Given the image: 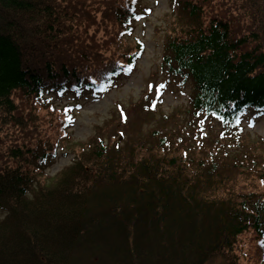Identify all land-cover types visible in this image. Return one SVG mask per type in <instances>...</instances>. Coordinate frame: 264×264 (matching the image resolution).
Returning a JSON list of instances; mask_svg holds the SVG:
<instances>
[{"label":"trees","instance_id":"16d2710c","mask_svg":"<svg viewBox=\"0 0 264 264\" xmlns=\"http://www.w3.org/2000/svg\"><path fill=\"white\" fill-rule=\"evenodd\" d=\"M172 1L176 34L161 69L193 85L190 118L179 126L216 117L228 144L205 140L201 154L174 133L137 151L95 137L49 182L44 171L68 147L69 119L40 114L39 96L131 73L145 39L130 51L121 38L143 2L0 0V125L16 134L8 145L0 138V264H229L218 254L244 233L262 249L264 139L246 142L229 127L247 110L264 113V0H238L250 20L236 31L207 15L210 0ZM100 15L108 40L85 35ZM149 116L156 129L173 119ZM260 256L255 250L257 264Z\"/></svg>","mask_w":264,"mask_h":264},{"label":"rangeland","instance_id":"374dc122","mask_svg":"<svg viewBox=\"0 0 264 264\" xmlns=\"http://www.w3.org/2000/svg\"><path fill=\"white\" fill-rule=\"evenodd\" d=\"M143 4L149 6L151 13L147 15V18L141 20L138 26L134 27V33L137 34L138 39L143 35L146 40L145 53L138 62V67L136 68L135 74L130 78H125L118 81L119 85L115 88L109 89L104 93H94L90 94L84 92L79 94L77 99L70 100L68 98H59L57 100L58 104H65L67 101L73 103L77 116L75 120L71 123L70 128L67 129L69 133V143L68 147L57 149V159L54 161V165L48 167L45 170V175L49 176V182L53 178L58 177L64 170L70 167L73 162L72 158L79 149V146H83L84 143H93L95 137L102 139L105 145H112L117 140L123 139L122 145L126 148H133L139 151L140 149H145L147 146H155L157 141L153 138V133L155 132V127L158 126L155 119H152L149 114L150 109L147 103L149 100H153L158 96L159 84L167 80V76L164 71L161 70L162 56L165 50L163 49L167 37L173 36L172 31L175 29L174 22L177 18L178 10L175 9L172 0H142ZM209 8H207V15L209 17H215L218 20L223 19L230 28L233 26V30L243 28V22L249 21L250 16L246 10L240 11V6L243 3L238 0H210L208 2ZM98 3L95 7H97ZM178 7V6H177ZM242 15H245V19H242ZM98 26L91 27L88 29L87 36H95L99 40H108L110 37L106 35L105 23L101 19V15L98 16ZM234 31V32H235ZM130 40V41H129ZM135 39L128 38V40H123V46L125 43H129V50L135 51L136 45ZM118 42V41H117ZM117 45H111V49L115 50ZM168 86L165 90V96L160 103L158 109L159 113L172 116L173 119L167 124H160L170 130L166 131V134L172 136L174 133H178L177 136H182V133L186 134L183 130L173 131L171 128H176L179 124H182L185 120L186 110L188 108L187 101L191 95L192 85L188 84L186 87L182 86L180 82L175 80L172 76L168 78ZM149 83L155 84L150 85ZM149 84V85H148ZM147 101V102H146ZM20 103L19 100H17ZM23 115L26 117L28 111ZM42 109V108H40ZM123 109L126 113V121L123 123L121 116H119L120 110ZM40 114L50 118V111L42 109ZM180 114V115H179ZM35 123L38 124V117L34 119ZM16 123L17 121L14 120ZM155 121V122H153ZM258 126L249 131L245 137L246 142L252 143L257 142L259 137L264 138V117L257 121ZM9 126L0 125V138L4 141V144H9V139L16 135L12 129L5 132ZM121 129L125 136H117V131ZM206 130L210 137L206 140V143L215 141L219 138L218 135V125L215 122L207 123ZM9 137V139H8ZM262 138V139H263ZM19 141H22L20 137ZM146 143V144H145ZM95 144V143H94ZM192 145L194 142L192 140ZM199 145V144H198ZM259 145V144H258ZM78 146L74 151V147ZM98 144L92 145L94 148ZM202 148V149H201ZM198 148L202 153H206L210 150L208 146ZM3 149V148H1ZM127 150V149H126ZM5 151V150H3ZM194 154H197L196 152ZM52 179V180H51ZM39 181V180H38ZM242 190L237 191L235 194L240 193ZM5 216V213L0 211V221ZM250 236V235H249ZM248 238V235L246 236ZM240 248V247H239ZM238 250L232 247L227 252L225 249L222 250L220 262L226 261L229 264H257L255 258L240 256ZM248 249H245L247 251Z\"/></svg>","mask_w":264,"mask_h":264}]
</instances>
